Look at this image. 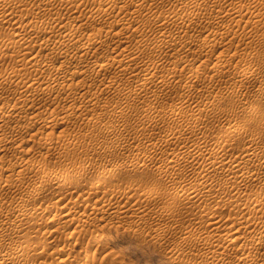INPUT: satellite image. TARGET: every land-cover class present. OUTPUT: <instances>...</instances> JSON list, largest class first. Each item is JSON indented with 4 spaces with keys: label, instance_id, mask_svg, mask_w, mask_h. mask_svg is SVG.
<instances>
[{
    "label": "rangeland",
    "instance_id": "374dc122",
    "mask_svg": "<svg viewBox=\"0 0 264 264\" xmlns=\"http://www.w3.org/2000/svg\"><path fill=\"white\" fill-rule=\"evenodd\" d=\"M65 1L62 4L61 0H57L54 4H60L59 6H52V3L46 8L48 10L36 7L37 10L34 7L35 0H24L14 9L16 14L0 8V72L14 68L28 78H45L47 74L42 71L40 65L32 67L17 64L18 55L23 57L38 53L42 60L54 63L53 69L66 63L70 67L65 69L67 75L73 72L80 75L79 81L70 83L65 80V86L62 81L53 89L45 82L30 89L31 92L29 88L26 91L24 86L18 88L16 82L4 89L0 86V106L4 105L3 107H8L12 99L22 95L24 91L31 94L32 98L35 97L29 104L19 100L23 109L0 124L6 135L3 136H8L7 139L0 138V144L5 139L4 149L0 148V171L2 179H11L14 182L11 188L6 189L7 192L0 189V193L11 195L16 187L29 188L30 190H27L30 193L24 191L19 194L28 198L38 185H42L37 198L31 204L35 212L32 216L33 226L24 236L14 240L19 242L25 237L33 240L29 247L32 251L25 264H40L41 260L55 261L63 256L58 253H63L65 249H70L72 255L69 254V258L72 257L74 262L72 264L84 263L86 253L93 255L90 264H137L132 256L128 255L130 241L136 238L158 246L170 256V264H231L229 258L224 261L208 259V247L202 245L205 243L188 237L191 231L207 236L212 230V233H215L213 241L227 243L229 238L224 229L231 227L229 225L233 223V216L241 215L245 219L243 223H246L240 224L241 232L238 236L241 239L253 237L259 243H264V234L260 238L252 236L254 232L249 228L258 220L264 222V211L256 215L249 211L252 205L236 204V200L242 202L264 183V175L253 181L256 183L254 185L238 182L241 180L242 170H264V163L260 162V156L264 155V142L249 151L256 158L250 160L243 169L228 173L224 170L228 167L227 164L222 165V161L246 155L245 150L250 145L252 133H260L264 138V13H260L264 12V1L256 3L254 0H211L209 4L206 3L207 6L203 4L200 7L189 4L187 0H122L123 3L118 1L116 4L115 0H85L84 4L80 0ZM125 1L129 2L124 3ZM138 2L140 5L143 3L142 7ZM234 4H247L243 8V18L236 12L238 7ZM76 5H79L80 9L75 14L72 11L76 9ZM70 6H73V9ZM33 7V13L28 14L29 9ZM133 8L135 11H132ZM232 8H235L234 12ZM98 11H104L102 17L98 15ZM68 12L73 13L74 17ZM170 12L173 15L181 14L166 20L165 17L167 14L171 15ZM62 13L64 20L58 22L62 26L52 23L53 26L47 29V33H35L36 28L43 25V21H51L54 16ZM87 15L90 16L89 19ZM114 15L116 17H113ZM75 16H80L79 22L84 24H81L83 27L80 28V39L83 42L92 40L91 36L97 33L100 37L98 47L96 46L94 51L92 48V53L83 54L81 58L74 56V59L73 56L61 52L63 58L56 59L54 52L61 54L58 46L53 48V44L59 36L49 31L63 30L65 21L67 25L76 23ZM180 17H183L182 21ZM256 19H259L258 22ZM18 25L23 34H33L35 42L22 52L16 49V43L4 42L10 40L14 35V27L18 28ZM198 38L201 39V44ZM190 40H194L195 45L189 46ZM39 42L51 47L54 52H37L41 47V43L37 45ZM23 53L26 54L22 56ZM127 54L132 55V60L127 57L128 62L118 63V60ZM96 58L107 59L105 61L109 62L110 66L99 72L96 68L92 69L94 67L88 63H93ZM70 62L71 65L68 64ZM194 69H198V73L192 77V84L187 90L186 80ZM244 73H251L250 78H245ZM164 75H170L168 84L159 81ZM145 77H148L149 85L136 91L135 85ZM48 87H51L50 90ZM117 87L132 91L118 92ZM71 88L80 89L81 95L68 97L67 93L69 94ZM44 92L46 95L42 97ZM90 98L92 101L89 102ZM70 100L79 106L77 110H70V106L67 108ZM178 107L181 109L173 111ZM51 117L54 121L46 123L45 120H50ZM16 122L22 123V126L15 127ZM197 123L198 128H195ZM240 125L247 128V135H239L238 131L234 130ZM226 129L229 131L224 134ZM219 136H222V139L217 145ZM218 152L221 162L215 163H220V168L216 169L218 165L215 163L205 166L204 161L213 160L218 156ZM150 173L159 174L170 183L175 181L172 184L173 195L182 205H186L181 209L176 227H169L164 223L156 224L159 216L153 217L155 205L146 188ZM95 177L101 178V182L96 186L92 182ZM62 182L65 183L61 184ZM191 188L198 189L196 196L199 198L192 196ZM180 192L183 195H180ZM216 193L223 194L225 198L215 199L218 201L212 204L210 200ZM190 194L191 199L188 198ZM195 197L197 200L193 199ZM103 201H111L115 207L102 210ZM6 205L7 203H0L2 208ZM52 207H58V211H51ZM203 207L205 208L201 211ZM215 212L227 223L225 228L216 227L217 224L213 227L210 223L212 218L215 219L211 215ZM254 217H258V220ZM52 218L60 222L53 225L50 222ZM246 219L253 223L248 224ZM220 233L224 235L221 236ZM99 236L102 239L97 246L89 249L86 246L87 240ZM38 243L47 246L40 253H36L35 245ZM0 251L9 253L3 243L0 244ZM134 253L133 249V255ZM260 261L264 262V253Z\"/></svg>",
    "mask_w": 264,
    "mask_h": 264
},
{
    "label": "bare ground",
    "instance_id": "6f19581e",
    "mask_svg": "<svg viewBox=\"0 0 264 264\" xmlns=\"http://www.w3.org/2000/svg\"><path fill=\"white\" fill-rule=\"evenodd\" d=\"M22 1L24 2V0H0V8H3V9H6V10H10V11H12L13 13H15L16 14V12H15V8H17L21 3H22ZM36 1V3H34V7L36 8H38V9H40V10H42V9H46L50 4H54L57 0H35ZM60 1V0H59ZM64 1L65 0H61V3L63 4L64 3ZM72 1V0H71ZM81 2H83V4L85 3V0H80ZM91 1V0H90ZM98 1V0H97ZM107 1V0H106ZM118 1H121L122 2V0H115L114 2H115V4H116V2L118 3ZM124 1V0H123ZM137 1V0H136ZM136 1H134V3L136 2ZM140 1V0H139ZM143 1V0H142ZM156 1V0H155ZM179 1V0H178ZM181 1V0H180ZM188 1V3L189 4H192V5H197V6H201V5H203V4H206V3H208V2H210L211 0H187ZM213 1H215V0H213ZM219 1V0H218ZM262 1H264V0H254V2H262ZM65 2H67V0L65 1ZM69 2V1H68ZM73 2V1H72ZM98 2H100V1H98ZM110 2H113L112 0H110ZM109 2V3H110ZM127 1H125L124 3H126ZM129 2V1H128ZM127 2V3H128ZM212 2V1H211ZM216 2V1H215ZM220 2V1H219ZM253 1H251V3H252ZM57 3H59V2H57ZM76 3V2H75ZM77 3H80V2H77ZM76 3V4H77ZM86 3H87V1H86ZM91 3V2H90ZM103 3H104V5H105V2L103 1ZM123 3V2H122ZM121 3V4H122ZM131 3V2H130ZM139 3V2H138ZM142 3V2H141ZM147 3V2H146ZM183 3H185V2H183ZM182 3V4H183ZM214 3V2H213ZM212 3V4H213ZM235 3V2H234ZM242 2H240V4H241ZM250 3V4H251ZM52 4V6H55V5H58V4H54L53 5ZM65 4H68V3H65ZM70 4H72V3H70ZM96 4V3H95ZM100 4V3H99ZM107 4V3H106ZM113 4V3H112ZM120 4V5H121ZM133 4V3H132ZM143 4V3H142ZM142 4L140 5V3H139V5L142 7ZM144 4H145V1H144ZM188 4V5H189ZM209 4V3H208ZM208 4H206V6L208 5ZM219 4V3H218ZM217 4V5H218ZM222 4V3H221ZM227 4V3H226ZM261 4H263V3H261ZM60 5V4H59ZM58 5V6H59ZM80 5H82V3L80 4ZM88 5V4H87ZM103 5V4H102ZM101 5V6H102ZM103 5V6H104ZM119 5V4H118ZM123 5V4H122ZM131 5V4H130ZM134 5V4H133ZM132 5V6H133ZM146 5V4H145ZM145 5H144V7H145ZM150 5V4H149ZM155 5V4H154ZM177 5H178V3H177ZM192 5H189V7L191 6L192 7ZM216 5V4H215ZM235 5V4H234ZM233 5V6H234ZM237 5V4H236ZM235 5V6H236ZM245 5H247V4H245ZM244 5V6H245ZM51 6V7H52ZM62 6V11H63V5H61ZM67 6V5H66ZM74 6V5H73ZM73 6H70L71 7V9H73ZM99 6V5H98ZM102 6V7H103ZM113 6V5H112ZM135 6V5H134ZM153 6V5H152ZM234 6V7H235ZM243 5H239V6H236V7H238L237 9H236V12H239L240 13V17L241 18H243L244 17V15H245V13H243V12H245V11H243V8H245ZM251 6V5H250ZM34 7L33 8H31V9H29V12H27L28 14H32L33 12H31V10L32 11H34ZM50 7V8H51ZM64 7H65V5H64ZM69 7V8H70ZM79 7V5H76L75 6V10L74 11H72L73 13H78V9H80V8H78ZM100 7V6H99ZM107 7V6H106ZM131 7V6H130ZM187 7V6H186ZM188 7V8H189ZM194 7V6H193ZM204 7H205V5H204ZM203 7V8H204ZM209 7V6H208ZM207 7V8H208ZM230 7V6H229ZM249 6H247V10L249 9L248 8ZM259 7V6H258ZM36 8V9H37ZM49 8V7H48ZM55 8V7H54ZM57 8V7H56ZM146 8V7H145ZM150 8V7H149ZM148 8V9H149ZM225 9H226V7H224ZM37 9V10H38ZM53 9V8H52ZM58 9H59V7H58ZM61 9V8H60ZM68 9V8H67ZM99 9V8H98ZM102 9V8H101ZM114 9V8H113ZM135 8H133L132 9V11H135L134 10ZM144 9V8H143ZM190 9V8H189ZM195 9V8H194ZM199 9V8H198ZM202 9V8H201ZM200 9V10H201ZM235 9V8H234ZM234 9L232 8V11L234 12ZM251 9V8H250ZM46 10H48V9H46ZM45 10V11H46ZM54 10V9H53ZM68 10H70V9H68ZM100 10V9H99ZM102 10H104V9H102ZM111 10V9H110ZM150 10V9H149ZM191 10V9H190ZM189 10V11H190ZM227 10V9H226ZM51 11V10H50ZM60 11V10H59ZM64 11H66V10H64ZM92 11V10H91ZM96 11H97V9H96ZM106 11V10H105ZM137 11V10H136ZM166 11V10H165ZM195 11V10H194ZM193 11V12H194ZM228 11H229V9H228ZM231 11V10H230ZM231 11V12H232ZM258 11V10H257ZM31 12V13H30ZM39 12V11H38ZM37 12V13H38ZM44 12V11H43ZM47 12V11H46ZM56 13H58V11H55ZM54 12V13H55ZM61 12V11H60ZM94 12H95V9H94ZM99 12V14L98 15H100V17H102L101 15H103L104 13V11L102 12V11H98ZM108 12H110V11H108ZM113 12V11H112ZM152 12V11H151ZM156 12V11H155ZM167 12V11H166ZM173 12V11H172ZM172 12H170V14L172 13ZM198 12V11H197ZM224 12V11H223ZM227 12V11H226ZM232 12V13H233ZM235 12V13H236ZM54 13H53V15H54ZM66 13H67V11H66ZM72 13V14H73ZM139 13H140V11H139ZM159 13V12H158ZM190 13V12H189ZM192 13V12H191ZM218 13V12H217ZM220 13V12H219ZM218 13V14H219ZM228 13V12H227ZM230 13V12H229ZM239 13H236V15L238 14L239 15ZM257 13V12H256ZM261 14L262 13H264V12H260ZM41 14H42V12H41ZM44 14V13H43ZM68 14H71V12H68ZM71 14V15H72ZM90 15H91V12L89 13ZM93 14V13H92ZM96 14V13H95ZM107 14V13H106ZM113 14V13H112ZM117 14V13H116ZM157 14V13H156ZM167 14V13H166ZM175 14V13H174ZM178 14H181V13H178ZM178 14H176V15H178ZM188 14V13H187ZM213 14H214V12H213ZM212 14V16H214ZM216 14V13H215ZM218 14H217V16H218ZM234 14V13H233ZM36 15V14H35ZM40 15V14H39ZM56 15V14H55ZM67 15V14H66ZM78 15V14H77ZM109 15H111V13L109 14ZM108 15V16H109ZM134 15H136V14H134ZM153 15V14H152ZM155 15V14H154ZM158 15V14H157ZM176 15H173V14H171V15H168L167 14V17H165L166 18V20L168 19V20H170V19H174L175 18V16ZM185 15L186 14H184V17H185ZM223 15V14H222ZM228 15H230V14H228ZM227 15V16H228ZM33 17H34V14L32 15ZM62 16H63V13L62 14H58L57 16H54V18H52V20L53 21H55V22H51L50 20L49 21H46V22H44L43 21V25L41 24V22H40V24L42 25H40L41 27H37L36 28V30H35V33L38 35V34H41L42 32L43 33H47V29H51V27L53 26L52 25V23H56V25L58 24V22H61L62 20H64L63 18H62ZM65 16V15H64ZM69 16V15H68ZM82 16H84V15H82ZM81 16V17H82ZM88 16L89 15H87L86 17L88 18ZM107 16V17H108ZM120 16V15H119ZM119 16H118V18H119ZM133 16V15H132ZM151 16V15H150ZM149 16V17H150ZM159 16V15H158ZM164 16V15H163ZM166 16V15H165ZM183 16V15H182ZM189 16H191V15H188V17ZM211 16V17H212ZM231 16H232V14H231ZM74 17V15H72V18ZM80 17V16H79ZM79 17H77V16H75V20L74 21H76V23H72L71 25H67V22L65 21L64 23L66 24V26H65V28H63V30L61 29H59V30H48L49 32H51V33H54L55 35H57V36H59V38H58V40L53 44L54 46H53V48H56V46H58V49H59V51H60V54H61V52H65L67 55H71V56H73V58H74V56L75 57H82V55L83 54H86V53H92V48H93V51H94V48L97 46V44L99 43V34H95V36L93 35V36H91V37H93L92 38V40H90L88 37H86V39L88 38L89 40L88 41H82L81 39H80V36H82V35H80L79 36V33L81 32L80 30L82 29V27H83V23H80L81 21V19H79ZM90 17V16H89ZM94 17V16H93ZM113 17H116L115 15L113 16ZM152 17H154V16H152ZM151 17V18H152ZM155 17H157V16H155ZM193 17V16H192ZM191 17V18H192ZM211 17H209V18H211ZM236 17V16H235ZM84 18V17H83ZM106 18V17H105ZM109 18V17H108ZM110 18H111V16H110ZM122 18V17H121ZM181 18H183V17H180V20H181ZM187 17H185V19H186ZM216 17H214V19H215ZM221 18V17H220ZM222 18H224L223 16H222ZM237 18V17H236ZM235 18V19H236ZM70 19V18H69ZM89 19V18H88ZM88 19H86V20H88ZM92 19V18H91ZM90 19V20H91ZM103 19V18H102ZM158 19H160V18H158ZM219 19V18H218ZM89 20V21H90ZM98 20H99V18H98ZM153 20L155 21V18H153ZM157 20V19H156ZM165 20V19H164ZM165 20V21H166ZM176 20H177V18H176ZM189 20H190V18H189ZM257 20V19H256ZM259 20V19H258ZM258 20L256 21V22H258ZM37 20H35V22H36ZM40 21V20H39ZM80 21V22H79ZM117 21H118V19H117ZM159 21V20H158ZM172 21V20H171ZM182 21V20H181ZM20 23H22V20H20L19 21ZM83 22V21H82ZM93 22V21H92ZM119 22V21H118ZM117 22V23H118ZM159 22H163V21H159ZM168 22V21H167ZM177 22V21H176ZM178 22H180V21H178ZM37 23V22H36ZM35 23V25H37ZM80 23V24H79ZM85 23V22H84ZM95 23V22H94ZM116 23V24H117ZM122 23V22H121ZM133 23H135V22H133ZM156 23V22H155ZM164 23V22H163ZM162 23V24H163ZM175 23V22H174ZM183 23H184V21H183ZM39 24V23H38ZM62 24V23H61ZM81 24H83L82 25V27H81ZM90 24V23H89ZM120 24V23H119ZM138 24V23H137ZM136 24V25H137ZM140 24V23H139ZM159 24V23H158ZM164 24H166V23H164ZM172 24H173V22H172ZM176 24V23H175ZM180 24V23H179ZM52 25V26H51ZM55 25V24H54ZM86 25H88V23L86 24ZM95 25V24H94ZM171 25V24H170ZM170 25H168V26H170ZM177 25V24H176ZM182 25V24H181ZM181 25H179V26H181ZM184 25V24H183ZM20 25H18V28H17V26H15L14 27V30H13V34L14 35H12L11 37H10V40L8 41V40H5L4 42H5V44H7V43H9V42H14V43H16L17 45H16V49H18V51H20V52H22V51H25V49H27L29 46L31 47L32 45V43L34 42V36H33V34H28V35H25V34H23L21 31H20V27H19ZM51 26V27H50ZM58 26L60 27V26H62V25H59L58 24ZM90 26V25H89ZM156 26V25H155ZM178 26V27H179ZM33 27V26H32ZM34 27H36V26H34ZM49 27V28H48ZM122 27V26H121ZM129 27V26H128ZM159 27V26H158ZM81 28V29H80ZM117 28V27H116ZM129 29H131V28H129ZM137 29V28H136ZM111 30V29H110ZM160 30V29H159ZM44 31H46V32H44ZM99 31H101L100 29H99ZM107 31V30H106ZM116 31V30H115ZM118 31V30H117ZM123 31H124V29H123ZM138 31V30H137ZM95 32V31H94ZM108 33H109V29H108V31H107ZM128 32V31H127ZM133 31L131 30V33H132ZM160 32V31H159ZM163 32V31H162ZM185 32V31H184ZM51 33H50V36H51ZM103 33V32H102ZM102 33H100V34H102ZM121 33H123V32H121ZM120 33V34H121ZM126 33V32H125ZM124 33V34H125ZM142 33V32H141ZM181 33V32H180ZM53 34V35H54ZM81 34V33H80ZM91 34V33H90ZM176 34H178V33H176ZM35 35V34H34ZM47 35V34H46ZM52 35V36H53ZM54 35V36H55ZM104 35V37H105V34H103ZM112 35H113V31H112ZM122 35V34H121ZM133 35V34H132ZM182 35V34H181ZM100 36H102V35H100ZM110 36V35H109ZM109 36H107V37H109ZM125 36V35H124ZM166 36V35H165ZM169 36H171V35H169ZM168 36V37H169ZM173 36V35H172ZM176 36V35H175ZM112 37V36H111ZM121 37V36H120ZM174 37V36H173ZM39 38H41V37H38V39ZM61 38V39H60ZM125 38V37H124ZM166 37H164V39H165ZM169 38H171V37H169ZM35 39H36V37H35ZM55 39V38H54ZM83 39V38H82ZM101 39H103V37L101 38ZM119 39V38H118ZM173 39V38H172ZM176 39V38H175ZM178 39V38H177ZM176 39V40H177ZM199 39V41H200V43L199 44H201V39L200 38H198ZM37 40V39H36ZM35 40V41H36ZM161 40H163V39H161ZM166 40V39H165ZM167 40H168V38H167ZM176 40H174V42L176 41ZM178 40H180V39H178ZM177 40V41H178ZM103 41V40H102ZM169 41H171V40H169ZM168 41V42H169ZM194 40H190L189 41V43H188V45L189 46H192V45H195L194 43H195V41L193 42ZM38 42V41H37ZM123 42V41H122ZM125 42V41H124ZM197 42V41H196ZM203 42V41H202ZM41 42H39V43H37V45L38 44H40ZM101 43V42H100ZM164 43H167V42H164ZM170 43V42H169ZM34 44H35V42H34ZM33 44V45H34ZM126 45V44H125ZM124 45V46H125ZM198 45V44H197ZM28 46V47H27ZM29 47V48H30ZM36 47V46H35ZM39 47H40V45H39ZM98 47V46H97ZM36 48H38V47H36ZM138 48V47H137ZM136 48V49H137ZM150 49H152V48H150ZM43 50H51V51H53V49L51 48V47H47L46 45H44L43 43H41V47L37 50V52H41L42 53V51ZM95 50H96V48H95ZM153 50V49H152ZM48 51V52H49ZM125 51V50H124ZM123 51V52H124ZM140 51H142V50H140ZM147 51V50H146ZM151 51V50H150ZM54 52V51H53ZM55 53V56H56V59H61V58H63V56H62V54L61 55H59V54H57L56 52H54ZM125 53V52H124ZM126 53H128V51L126 52ZM140 53V52H139ZM26 53H23L22 54V56L23 55H25ZM120 54H122V53H120ZM119 54V55H120ZM130 54H131V52H130ZM136 54V53H135ZM54 55V54H53ZM140 55H142V54H140ZM41 55L40 54H38V53H34V54H32V55H25V56H23V57H21V55H18V59H17V64L18 65H20V66H32V67H34V66H36V65H40V67L42 68V71L43 72H46V74H47V76L45 77V78H38V77H33V78H28L27 76H25V75H23L22 73H19L16 69H10V70H6V71H2V72H0V86H2V88L4 89V88H6V87H8V85H10V84H12V82H16V85H18V88H21V87H25L26 88V91H27V89L29 88V90L30 89H32V88H34V87H37L39 84H42V82H45L48 86H52V89L54 88V87H57L58 85H60L61 83H62V81H64V85L63 86H65V80H67V82H74V81H79L80 80V75H77V74H75L74 72L71 74V75H67L66 74V72H65V69H66V67H69V65H66V63H64L63 64V66H61V67H59V68H56V69H53L54 68V63L53 62H49V61H46V60H42L41 59V57H40ZM132 55H129V54H127V55H124L121 59H119L118 57H116V58H118V59H116V60H118V63H122V62H124V61H127L128 62V59H127V57L129 58V59H131L132 60V57H131ZM139 56V55H138ZM80 57V58H81ZM134 57H135V55H134ZM134 57H133V60H134ZM72 58V57H71ZM127 60H126V59ZM75 59V58H74ZM78 59V58H77ZM97 59V58H96ZM94 59L95 61H93V63H91V62H89L88 64H90L91 66H93L94 68H92V69H94L95 70V68L96 69H98V72L99 71H101L102 69H107L109 66H110V64H109V62H107V61H105V60H107V59H105V60H100V58L99 59ZM136 59V58H135ZM142 59V58H141ZM116 60H113V61H116ZM137 60V59H136ZM140 60V59H139ZM138 60V61H139ZM69 61V60H68ZM70 61H72L71 59H70ZM77 61V60H76ZM80 61V60H79ZM91 61V60H90ZM135 61V60H134ZM65 62V61H64ZM67 62V61H66ZM95 62V63H94ZM130 62V61H129ZM157 62V61H156ZM71 63L72 62H70V63H68V64H70L71 65ZM112 63V62H111ZM132 63V62H131ZM155 63V62H154ZM183 63V62H182ZM79 64V63H78ZM88 64H86V65H88ZM134 64H136V63H134ZM181 64V63H180ZM185 66H187V64H185V63H183ZM80 65H82V63L80 64ZM89 65V66H90ZM112 65V64H111ZM120 65H123V64H120ZM142 65V64H141ZM145 65V64H144ZM153 65H155V64H153ZM193 65V64H192ZM218 65H219V63H218ZM85 66V65H84ZM83 66V67H84ZM114 66V65H113ZM113 66H111V67H113ZM124 66V65H123ZM146 66V65H145ZM179 66V65H178ZM81 67V66H80ZM85 67H87V66H85ZM98 67V68H97ZM125 67V66H124ZM132 67V66H131ZM136 67H140L139 65L137 66L136 65ZM150 67V66H149ZM177 67V66H176ZM191 67H193V66H191ZM70 68V67H69ZM91 68V67H90ZM128 68V67H127ZM134 68V66L132 67V69ZM86 69V68H85ZM125 69V68H124ZM131 69V68H130ZM140 69V68H139ZM150 70V69H149ZM126 71H127V69H126ZM132 71V70H131ZM141 71H142V69H141ZM41 72V71H40ZM127 72H129V71H127ZM132 72H134V71H132ZM137 72V71H136ZM140 72V71H139ZM149 72V71H148ZM123 73V72H122ZM197 73H198V69H194L192 72H191V74H190V76H188V79L186 80L187 81V83H186V87L185 88H187V90L190 88V85L192 84V77L193 76H196L197 75ZM131 74V73H130ZM130 74H128V76L130 75ZM49 75V76H48ZM90 76V75H89ZM123 76V75H122ZM131 76V75H130ZM170 76V75H169ZM169 76H166V75H164V76H161L160 77V82L162 83V84H166V82H167V84H168V81H167V79H168V77ZM175 76V75H174ZM250 76H251V73H244V77L245 78H250ZM89 79H90V77H88ZM92 78V77H91ZM96 78V77H95ZM171 78H172V76H171ZM94 80H96V79H94ZM84 82L86 83L87 81L86 80H84ZM170 82V81H169ZM149 83H150V81L148 80V77H145V79H143V80H139L138 81V83L135 85V89H136V91H140V90H142V89H144V88H146L148 85H149ZM160 84V83H159ZM61 85V86H62ZM161 85V84H160ZM42 86V85H41ZM46 86V85H45ZM62 86V87H63ZM25 88H24V90H25ZM49 88V90H50V88L51 87H48ZM117 90H118V92L119 91H126V92H128V91H132V90H127L126 88H124V87H117L116 88ZM134 89V88H133ZM0 90H2V89H0ZM21 90H23V89H21ZM21 90H20V92H21ZM48 90V89H47ZM116 90V91H117ZM26 91H24V93L22 94V95H18V97L17 98H15V99H12V103L8 106V107H3L4 105H2V106H0V124L1 123H4V122H6L9 118H10V116H12V114H14V113H16V112H20L22 109H23V107L21 106V105H19V100L21 101V103H24V104H29V102L30 101H32V99L33 98H35V97H33L32 98V95L31 94H27V92ZM134 91V90H133ZM1 92V91H0ZM29 92H31V90L29 91ZM28 92V93H29ZM45 92H46V90H45ZM45 92H44V94H41L42 95V97H43V95H46L45 94ZM51 93H53V90H51L50 91ZM117 92V93H118ZM81 93H82V91L80 90V89H74V88H71L70 90H69V94L67 93V96L69 95L70 96V98H75L76 96H80L81 95ZM49 94V93H48ZM130 94H131V92H130ZM129 94V95H130ZM34 96V95H33ZM48 96V95H47ZM68 96V97H69ZM38 98H40L39 96H38ZM37 98V99H38ZM46 98V97H45ZM36 99V100H37ZM42 99V98H41ZM71 101V102H70ZM69 102L70 103H68V107L67 108H69V106H70V110H77V108H79V106L78 105H76V102L75 101H72V100H70ZM89 102L90 101H92V98H90L89 100H88ZM31 104V103H30ZM33 109V108H32ZM179 109H181L180 107H178V108H176V109H173V111H176V110H179ZM34 111V110H33ZM263 117H264V114H263ZM44 118V117H43ZM50 118V117H49ZM52 118V117H51ZM48 119V118H47ZM45 120L46 121V123H48V124H50V123H52V121H54V118H52V119H48V120ZM40 121H42V120H40ZM198 123L195 125V128H198ZM22 126V123H20V122H16V125H15V127H21ZM197 126V127H196ZM235 131H238V134L239 135H242V136H244V134L245 135H247L248 134V130H247V128L245 127V126H243V125H240V126H237L235 129H234ZM233 130V131H234ZM228 131L229 130H225V132H224V134L225 133H228ZM263 131H264V128H263ZM3 135H5L4 134V132H3V130H2V127H1V125H0V138H4L5 136H3ZM7 138H8V136H7ZM6 137H5V139H7ZM5 139L2 141V144H0V148L3 150L4 149V141H5ZM221 139H222V136H219L218 138H217V145H219L218 143L221 141ZM262 142H264V138L262 137V134H260V133H252L251 134V138H250V140H249V143H250V145H249V147H248V149H246L245 150V152H246V155L244 156V157H242V158H232V159H229L228 161H222V165H226L227 164V166L228 167H226V166H224V167H226V168H224V170H225V172L227 171L228 173H235L236 172V170L238 171V170H240L242 167H244V166H247V164L249 163V161L250 160H254L256 157L254 156V155H252V154H250L249 153V151L253 148V147H255V146H257V145H259L260 143H262ZM0 149V150H1ZM218 156H216V158H214L213 160H206V161H204V163L206 164L205 166H212V165H214V163H215V161H220L221 160V158H220V155H219V152H218V154H217ZM221 162V161H220ZM260 162H262V163H264V155H262V156H260ZM203 163V164H204ZM216 164V163H215ZM220 164V163H219ZM219 164H216V165H218L217 167H216V169H219L220 168V166H219ZM222 169V168H221ZM243 169V168H242ZM224 172V171H223ZM240 172V171H239ZM237 174V173H236ZM239 175V174H238ZM241 175V176H240ZM240 178H241V180H240V178H239V180L240 181H238V182H241V181H243V184L244 183H249V184H256V183H254L253 181H257L256 179L257 178H259V177H261L262 175H264V170L263 171H249V170H246V171H241L240 172ZM233 176V175H232ZM237 176V175H236ZM230 177H231V174H230ZM3 180H5L4 182H3ZM47 180V179H46ZM235 181V180H234ZM93 185H95L96 186V184H98V183H100L101 182V178L100 177H95L94 179H93ZM14 182H12V180L11 179H2V175H1V171H0V189H5L4 191H6V189L7 188H11L14 184H13ZM65 182H62L61 184H64ZM13 184V185H12ZM238 183H236V185H237ZM249 184H248V186H249ZM41 188H42V185H38L37 186V188L35 189V190H33L32 192H31V195L28 197V198H24L23 196L21 197L19 194L21 193L22 194V192L24 193V191L25 192H29L30 193V191H28V190H30L29 188H23V187H19V188H15L14 189V191H13V193L11 194V195H5V194H3V193H0V203H7V205H6V207H4V208H2L1 206H0V244H2L3 243V245L7 248V250L9 251V253L8 254H6V253H4V252H1L0 251V264H25L27 261H28V258H29V255H30V253H31V251H32V249H30L29 247H30V245L32 244V242H33V240L30 238V237H25L24 239H22V240H20L19 242H14V240H16V239H18V237H20V236H24L25 234L24 233H26V231L29 229V228H31L32 226H33V221H32V216H33V214L35 213L34 212V210L32 209V207H31V204H32V202L33 201H35V199L37 198V193L41 190ZM28 189V190H27ZM200 190V189H199ZM7 192V191H6ZM198 189H196V191L195 192H191L193 195V197L194 196H196L197 194H198ZM191 195V194H190ZM202 195V194H201ZM244 196H245V194H243ZM242 195V196H243ZM192 196H191V198H192ZM199 196V195H198ZM241 196V197H242ZM197 197V196H196ZM196 197L195 198H193V199H196ZM206 197H208L207 195H206ZM205 197V198H206ZM197 198H199V197H197ZM203 198V197H202ZM225 198V196L223 195V194H219V193H216L215 195H213V197L211 198V202H212V204H214V202H216V201H218V200H215V199H224ZM239 198V197H238ZM263 198H264V183L261 185V187H259V188H257V189H255L254 191H253V193H252V195H247L246 197H245V199L242 201V202H239V201H237L236 200V204H239V203H244V204H246V205H252L251 207H250V209H249V211H252L253 213H255L256 215H257V213L258 212H263L264 211V200H263ZM197 200V199H196ZM195 200V201H196ZM199 200H201V199H199ZM239 200V199H238ZM241 200V199H240ZM207 203V202H206ZM112 206V203H111V201H103V203H102V206H101V209L102 210H108L110 207ZM114 206V205H113ZM112 206V208H114ZM192 206V205H191ZM198 206V205H197ZM200 206H202V205H200ZM207 206H209V203H208V205ZM211 206V205H210ZM194 207V206H193ZM58 208V207H57ZM57 208L56 207H52L51 208V211H53V212H55V211H58L57 210ZM192 208V207H191ZM195 208H196V206H195ZM200 207H198V209H199ZM205 207H203L202 209H200L201 211L204 209ZM207 208V207H206ZM50 210V209H49ZM48 210V211H49ZM199 210V211H200ZM206 212H208V208H207V211ZM214 212V211H213ZM251 212V213H252ZM56 213V212H55ZM205 213V212H204ZM211 213V212H210ZM63 214H65V213H63ZM201 214V213H200ZM203 214V213H202ZM206 214V213H205ZM208 214V213H207ZM53 215V214H52ZM66 215V214H65ZM65 215H64V217H65ZM211 215H213V217H215V219L214 218H212V221L210 220V223L212 224V225H214L213 227H215V225H216V227H219V228H221V227H224V225H226L227 223L224 221V219L218 214V213H213V214H211ZM211 215H209L210 217H212ZM254 215V214H253ZM208 216V215H207ZM242 216V215H241ZM241 216H233L231 219H233V223L231 224V225H229V226H231V227H228V229L227 230H225L224 229V231H226L225 233V235L229 238V240H228V242L227 243H219V242H215V241H213V238H215V233L213 232L212 233V230H210V232H211V234H207V236H202L201 234H203V233H201V232H197V231H191L190 233H189V237L188 238H190V237H194L198 242H204L205 244H202V245H205V246H207L208 247V250H207V256H208V259H215V260H217V261H224L225 259H227V258H229L230 259V262H231V264H264V262H261L260 260H261V258H262V256H263V253L264 252H262L263 250H264V243H259L257 240H255L253 237L251 238V237H245V238H247V239H241V237H239L238 236V234H240L239 232H241V231H239V229H240V227H241V225H242V223L245 221V219L243 218V217H241ZM30 217V218H29ZM140 217V216H139ZM245 217V216H244ZM87 218V217H86ZM90 218H91V216H90ZM220 218H221V220H222V222H221V220H220ZM255 218H257V220H258V217H254V219ZM211 219V218H210ZM247 220V219H246ZM253 221V220H252ZM255 221V220H254ZM50 222H51V224H53V225H55L56 223H58V222H60L59 220L57 221V219H51L50 220ZM247 222H248V224H250L251 223V221H250V223H249V221L247 220ZM221 224V226L219 225V224ZM224 223V224H223ZM246 223V222H245ZM245 223H243L244 225H245ZM253 223V222H252ZM251 223V224H252ZM241 224V225H240ZM250 226V225H249ZM208 227H210V226H208ZM227 227V226H226ZM239 227V228H238ZM244 227V226H243ZM246 227H247V225H246ZM246 227H245V229H246ZM225 228V227H224ZM248 228V227H247ZM249 228H252L251 230L254 232V233H252V234H254V235H252V236H255V237H262V235L264 234V222L263 221H257L256 223L254 222L253 223V226H250ZM208 229V228H207ZM210 229V228H209ZM213 229V228H212ZM223 229V228H222ZM214 230V229H213ZM219 230V229H218ZM242 230V229H241ZM248 230V229H247ZM250 230V229H249ZM248 230V231H249ZM250 230V231H251ZM216 231H217V229H216ZM245 231V230H244ZM247 231V232H248ZM251 231V232H252ZM218 232V231H217ZM220 232H221V229H220ZM246 232V233H247ZM201 233V234H200ZM224 233V232H223ZM217 234V233H216ZM222 233H220V235H221ZM224 235V234H223ZM223 235H221V236H223ZM188 236V235H187ZM219 236V235H218ZM217 236V237H218ZM21 238V237H20ZM227 238V239H228ZM73 239V238H72ZM102 239V237L101 236H99V237H96V238H93V239H89V240H87V244H86V246L89 248V249H93V248H95L96 246H97V244L100 242V240ZM217 239V238H216ZM215 239V240H216ZM226 239V240H227ZM225 242V241H224ZM36 247H37V249H36V253H40V252H42L43 250H45L46 249V245H44V244H40V243H38V244H36L35 245ZM254 247L256 248V249H254ZM254 250H256V251H254ZM234 252V254H230V252ZM62 252V251H61ZM220 252H222L221 254H219ZM253 252V253H252ZM59 255H62L63 254V256H60L57 260H55V261H52V262H46V261H44V260H41L40 261V264H59V263H62V264H72V263H74V262H72L73 261V259H72V257L71 258H69V254H71V252H70V249H65V250H63V253H58ZM87 255H86V257H85V262L84 263H81V264H87V262L89 261V264L92 262V258H93V255L92 254H88V253H86ZM72 255V254H71ZM69 262V263H68Z\"/></svg>",
    "mask_w": 264,
    "mask_h": 264
},
{
    "label": "snow or ice",
    "instance_id": "6c2138e0",
    "mask_svg": "<svg viewBox=\"0 0 264 264\" xmlns=\"http://www.w3.org/2000/svg\"><path fill=\"white\" fill-rule=\"evenodd\" d=\"M175 181L171 183L159 174H149L146 188L154 201L155 211L153 217L159 216L156 221L157 225L161 223L169 227H176V221L180 219L182 205L180 200L173 195V187ZM195 188H191L190 192H195ZM183 195L182 192L179 193ZM191 199V195L188 197ZM151 210V208H150ZM145 215H147L145 213ZM167 217V219H165ZM129 256L137 262V264H170V256L162 252L158 246L142 241L139 238L130 241ZM133 249L135 253L133 255Z\"/></svg>",
    "mask_w": 264,
    "mask_h": 264
}]
</instances>
